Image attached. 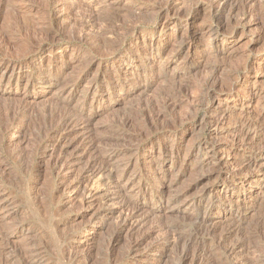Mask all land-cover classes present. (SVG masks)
Listing matches in <instances>:
<instances>
[{"label": "rangeland", "instance_id": "rangeland-1", "mask_svg": "<svg viewBox=\"0 0 264 264\" xmlns=\"http://www.w3.org/2000/svg\"><path fill=\"white\" fill-rule=\"evenodd\" d=\"M166 1L0 0V264H264V0L211 37L220 15L207 0L158 17ZM211 109L232 120L215 125ZM249 117L263 126L241 130ZM88 137L102 139L95 151L81 147ZM108 153L107 170L86 177ZM59 154L76 161L54 164ZM234 163L252 165L230 178ZM117 190L148 219L132 236Z\"/></svg>", "mask_w": 264, "mask_h": 264}, {"label": "bare ground", "instance_id": "bare-ground-1", "mask_svg": "<svg viewBox=\"0 0 264 264\" xmlns=\"http://www.w3.org/2000/svg\"><path fill=\"white\" fill-rule=\"evenodd\" d=\"M180 0H167L166 1V3L163 5V6H160L159 8H158V10H157V15H158V17H162L163 15L164 16H169V15H177V16H180V17H186L188 14V11H184V10H186V9H182L181 7V2H179ZM253 0H245L242 4L240 3V6L237 4V3H235V0H207V3H208V7L210 8V12H212V13H214V12H216V13H219V15H220V19H219V21L217 22V26H216V28H214V29H208V30H206V33L208 34V37H211L212 35H215V34H218V33H221V34H226V28L228 27V25L230 24V21H231V19H232V14H233V12H236L235 10H237L238 11V9H239V7H241V9H243L242 11H243V15H247V14H251L252 12H253ZM183 3V2H182ZM206 3V4H207ZM183 5V4H182ZM228 9V12H227V16H225L224 18H226V19H224V21L222 20V18H223V16H224V13H226L225 11ZM242 11H241V13H242ZM215 16V15H214ZM172 17V16H171ZM243 17V16H242ZM221 20V21H220ZM162 26V25H161ZM166 28V26L164 25V26H162L161 27V30H159V32H161V31H163L164 29ZM174 30V29H173ZM176 31H177V29H176ZM228 35H232L231 33L229 34V33H227ZM143 40V39H142ZM145 40V39H144ZM136 41V40H135ZM139 41H141V40H139ZM192 48V45L190 46V44L189 45H186V43L185 42H181V51H189L190 49ZM184 49V50H183ZM149 54V53H148ZM148 57V56H147ZM145 59H149V57L148 58H145ZM151 59V58H150ZM144 60V59H143ZM144 62V61H143ZM142 65V64H141ZM195 69L196 68H198V66H196L195 65V67H194ZM14 70V67H13V69H12V71ZM12 71H10V72H12ZM154 73V70L153 71H150L148 74H153ZM156 73V72H155ZM4 74V73H3ZM10 74V73H9ZM8 74V75H9ZM11 76V75H10ZM228 80H229V78H228ZM227 80V81H228ZM223 81V80H222ZM224 83L223 84H225V85H227L225 82H226V80L225 81H223ZM230 82V81H229ZM7 84V83H6ZM214 86V89H213V91H212V93L211 94H209L212 98H213V100H220L219 99V97H218V93H223L224 92V90H221V88L220 87H225L224 85H222V82H214V83H212V87ZM227 87H229V85L227 86ZM222 89H224V88H222ZM229 89V88H228ZM228 89H226V90H228ZM231 90V89H230ZM223 91V92H222ZM234 91V90H233ZM209 93V92H208ZM207 93V94H208ZM225 93H226V91H225ZM229 93V92H228ZM207 94H205V95H207ZM235 94V93H234ZM228 96V98L229 97H231V95L229 96V95H227L226 94V97ZM219 105L221 104L220 102L218 103ZM212 110V111H211ZM210 111H208L207 113V115L206 116H208L209 115V118H212L213 119V121H214V119H215V121L213 122L212 120H211V122H213V123H215V125H217V124H226L228 121H230V120H232V117H231V115H229L225 110H222V109H218V110H213V109H211ZM255 117V116H254ZM263 117V116H262ZM259 118V117H258ZM260 119H261V117H260ZM260 119H254V118H251V117H249L247 120H241V121H239V122H241L240 124H241V127H242V129L241 130H244V129H246V130H249L250 128H255V126H263V125H261V123H260ZM75 120H77L76 118H75ZM209 121V120H208ZM262 121H263V118H262ZM230 123V122H229ZM75 124H77L76 123V121H74V118H72V117H67V118H64V120L63 121H61V128L60 129H63V128H65L64 130H61V131H68V132H70L71 130H73V129H71V128H74V125ZM226 125H228V123L226 124ZM76 126V125H75ZM237 126V125H236ZM235 126V127H236ZM221 127V126H220ZM184 128V127H183ZM222 128V127H221ZM258 128V127H257ZM256 128V129H257ZM262 128V127H261ZM223 129V128H222ZM259 129V128H258ZM252 130H254V129H252ZM251 130V131H252ZM67 131H66V134H67ZM228 131V130H227ZM235 131H237V130H235ZM58 133V132H57ZM239 133V132H238ZM238 133H236L237 135H238ZM235 134V135H236ZM244 134H246V132L244 133ZM59 136H61V135H59ZM243 136V135H242ZM66 138H68V137H66ZM89 139L87 140V141H85V139H83L82 141H80L79 143L81 144V147L82 146H86V145H88V147H86L87 149H89V152H90V149H93L94 151H95V147H96V144L97 143H101V140L102 139H97V138H93L92 139V137H88ZM239 138V137H238ZM61 139H63V136L59 139L60 141H61ZM235 139H237V138H235ZM241 139V138H240ZM245 139V138H244ZM247 139V138H246ZM58 141V140H57ZM65 141V140H64ZM239 141V140H238ZM241 141H243V138H242V140ZM250 141V140H249ZM230 142V141H229ZM237 142V141H236ZM215 143V142H214ZM217 143V142H216ZM224 143V142H223ZM232 143V142H231ZM231 143H229V144H231ZM235 143V142H234ZM229 144H228V146H229ZM242 145H244V144H242ZM58 146V145H57ZM76 146H77V144H76ZM79 146V145H78ZM234 146V145H233ZM237 146V145H236ZM239 146V145H238ZM247 146V145H246ZM243 147V146H242ZM245 147V146H244ZM218 148H219V145L218 144H212L211 146H209V147H207V148H205V150H206V154L205 155H207V156H209V154H213V155H215V153H217L218 152ZM222 148V147H221ZM224 149V148H223ZM204 150V149H203ZM225 150H227V149H225ZM229 151V150H228ZM227 151V152H228ZM229 154V153H228ZM58 155V154H57ZM106 156L105 157H103V154H102V157H99L98 155H93V156H91L90 158H89V160L86 162V166L84 165V174L86 175V177L87 176H95V175H101L103 172H105L106 170H107V165H108V163H109V161L110 160H112V158H113V156H114V153H108V154H105ZM212 155V156H213ZM210 158V157H209ZM80 159V158H79ZM255 159V158H254ZM76 161V160H75ZM75 161H68V160H65L64 159V156L62 155V154H59V156H57V157H55L54 159H53V162H54V164H56V163H61V165L63 164H65V166L67 167L69 164H72V163H74ZM79 162V161H78ZM237 162V161H236ZM250 162V161H249ZM217 163V162H216ZM226 163V162H225ZM230 163V162H229ZM245 163V162H244ZM244 163H242V164H233L234 165V169H232V171H231V176H230V178L231 177H234V176H236L237 177V175H239V174H242V172L243 171H245V169H247V168H249L252 164L250 163V164H244ZM227 164V163H226ZM232 164V163H231ZM254 164V163H253ZM218 165V164H217ZM233 165H231V166H233ZM255 165V164H254ZM253 165V166H254ZM212 166H213V164H212ZM219 166V165H218ZM222 166V165H221ZM225 167H227V166H225ZM259 167H261V165L259 166ZM258 167V168H259ZM228 168V167H227ZM252 168V167H251ZM258 168H257V170H258ZM212 170V169H211ZM218 170V169H217ZM231 170V169H230ZM251 170V169H250ZM228 171V170H227ZM219 172V171H218ZM218 172H217V174H218ZM247 172V171H246ZM221 174V173H220ZM230 174V173H229ZM121 175V174H120ZM119 175V176H120ZM244 175V174H243ZM227 176V175H226ZM225 177V176H224ZM223 177V178H224ZM120 179V177L118 178V177H116L115 178V180L116 181H118ZM234 179V178H233ZM230 181V180H229ZM117 183V185H118V182H116ZM231 183V182H230ZM118 188V187H117ZM264 190V189H263ZM262 190V191H263ZM120 192L121 191H119V190H117V191H114V196H115V198L116 199H119V197H121L119 194H120ZM221 192V191H220ZM261 192V191H260ZM113 194H112V196H113ZM262 194V193H261ZM263 195V194H262ZM209 197V196H208ZM117 201V200H116ZM263 201V200H262ZM225 203V202H224ZM262 203V202H261ZM117 207H116V210H118V211H120V212H125V211H129L128 213H126L125 212V215H124V213L119 217L120 218V221H119V228H120V232L122 233V232H125V233H128L130 236H132V235H134V234H136V233H138V232H141V230H143V228L146 226V224L148 223V219H147V217L146 216H144V215H142L141 213V210H142V207L139 205V204H135V203H132V202H130L129 200H126V199H119L117 202H115L114 203ZM114 205V206H115ZM238 208V207H237ZM127 209V210H126ZM205 213V212H204ZM208 213V212H207ZM146 214V213H145ZM211 214V213H210ZM232 217V216H231ZM228 219V218H227ZM231 219V218H230ZM240 219V218H239ZM243 220V219H242ZM201 221H202V218H201ZM231 221V220H230ZM202 223V222H201ZM214 223V222H213ZM212 223V224H213ZM229 223V222H228ZM231 223V222H230ZM229 223V224H230ZM234 223V222H233ZM239 223V222H238ZM158 225V224H157ZM223 225V224H222ZM233 225V224H232ZM237 225V224H236ZM239 225V224H238ZM156 226V225H155ZM160 226H162V225H160ZM208 226V225H207ZM218 226H219V224H218ZM217 226V227H218ZM226 226V225H225ZM225 226H221V227H224L225 228ZM229 226V225H228ZM164 227V226H163ZM200 227H202V226H200ZM208 227H210V226H208ZM220 227V228H221ZM240 227V226H239ZM156 228V227H155ZM155 228H152L151 230H150V232L149 233H151L153 230H155ZM158 228H159V226H158ZM164 228H166V227H164ZM216 228V227H215ZM223 228V229H224ZM233 228H234V226H233ZM202 229H207V231H208V228H206V227H204V228H202ZM210 229V228H209ZM236 229V228H235ZM234 229V231H236ZM160 230H162V229H160ZM170 230V229H169ZM199 230V229H198ZM216 230V229H215ZM214 230V231H215ZM219 230V229H218ZM221 230V229H220ZM240 230V229H239ZM222 231V230H221ZM227 232H226V236L228 237V235H231L230 233H233V229L232 228H230V229H228V230H226ZM220 232V231H219ZM218 231H217V233H219ZM164 233V232H163ZM169 233V232H168ZM172 233V232H171ZM197 233H199V231L197 232ZM206 233V232H205ZM211 233H213V232H211ZM147 234V233H146ZM202 234V233H201ZM215 234H216V232H215ZM220 234V233H219ZM219 234H217V235H219ZM222 234V233H221ZM236 234V233H235ZM165 235V234H164ZM164 235H162V237L164 236ZM176 235V234H175ZM212 235V234H211ZM225 235V234H224ZM140 236H141V234H140ZM143 236V235H142ZM142 236H141V238H142ZM166 236V235H165ZM174 236V235H173ZM172 236V237H173ZM179 236V235H178ZM205 236V235H204ZM214 236V235H213ZM212 236V237H213ZM219 236H221V235H219ZM138 237V236H137ZM171 236H169L168 234H167V236L166 237H164V244H168L169 242H170V239L172 240L171 241V243L172 242H174L175 240H174V237L172 238ZM193 237V236H192ZM209 237H210V235H209ZM223 237V236H222ZM232 237H233V235H232ZM240 237V236H239ZM242 237V236H241ZM147 238V237H146ZM194 238V237H193ZM215 238H216V235H215ZM235 238V237H234ZM178 239H179V237H178ZM187 239V238H186ZM185 239V240H186ZM227 239V238H226ZM229 239L231 240V237L230 238H228V242H232V241H229ZM238 238H236V240H237ZM137 240V239H136ZM136 240H134V241H132V244H131V248H132V250L134 251V253H135V257H142V256H147V254L146 253H140V254H137L136 255V252L139 250V247H140V244L142 243V240L140 239V240H138V241H136ZM180 240H181V238H180ZM183 240V239H182ZM184 240V241H185ZM217 240V239H216ZM219 240V239H218ZM236 240L235 241H233V242H236ZM160 241V240H159ZM158 241V242H159ZM201 241V240H200ZM221 241V240H220ZM180 243H181V241H179ZM175 243V242H174ZM184 243V242H183ZM189 243H191V242H189ZM194 243V242H193ZM197 243V242H196ZM199 243V242H198ZM201 243V242H200ZM199 243V244H200ZM224 243V242H223ZM223 243H221V245H223ZM229 243V244H230ZM247 243H249V242H247ZM158 244V243H157ZM156 244V245H157ZM176 244V243H175ZM182 244V243H181ZM195 244V243H194ZM216 244V243H215ZM227 244V243H226ZM237 244V243H236ZM184 245V244H183ZM186 245V244H185ZM188 245V244H187ZM217 245V244H216ZM155 246V245H154ZM158 246H160V245H158ZM190 244H189V248H190ZM194 246H196V245H194ZM199 246V245H198ZM244 246V245H243ZM250 246V245H249ZM157 247V246H156ZM155 247V248H156ZM181 247V246H180ZM186 247V246H185ZM201 247V246H200ZM223 247L225 248V246L223 245ZM238 247V246H237ZM32 248V247H31ZM151 248V247H150ZM183 248V247H182ZM188 248V247H187ZM186 248V249H187ZM194 248V247H193ZM222 248V247H221ZM231 248V247H230ZM234 248V247H233ZM247 248V247H246ZM203 249V248H202ZM245 249V248H244ZM248 249V248H247ZM23 250V249H22ZM27 250V249H26ZM25 250V251H26ZM146 250V249H145ZM190 250V249H189ZM198 250V249H197ZM223 250V249H222ZM230 250V249H229ZM31 251H33V250H31ZM30 251V252H31ZM143 251V250H142ZM141 251V249H140V252H142ZM149 251V250H148ZM147 251V252H148ZM182 251V250H181ZM184 251V250H183ZM233 251V250H232ZM24 252V251H23ZM34 252V251H33ZM158 252V251H157ZM156 252V253H157ZM188 252V251H187ZM190 252H191V250H190ZM203 252H205V251H203ZM202 251H201V253H203ZM209 252V251H208ZM230 252H231V250H230ZM243 252H245V250L243 251ZM22 253V252H21ZM153 253V252H152ZM162 253V252H161ZM183 254H184V252H182ZM186 253V252H185ZM192 253V252H191ZM197 253V252H196ZM201 253H200V255H201ZM19 254H20V252H19ZM27 254V253H26ZM30 254H32V253H30ZM194 254V253H193ZM224 254V253H223ZM226 254H227V252H226ZM233 254V253H232ZM246 254H249L248 252L246 253ZM246 254L245 253H243V255H245L246 256ZM29 255V254H28ZM185 255V254H184ZM189 255H191V254H189ZM237 255V254H236ZM26 256V255H25ZM30 256V255H29ZM134 256V255H133ZM209 256V255H208ZM218 256V255H217ZM226 256V255H225ZM233 256V255H232ZM242 256V255H241ZM149 257V256H148ZM151 257V256H150ZM183 257V256H182ZM185 257H186V255H185ZM198 257V256H197ZM196 256H194V258H193V261H192V263L191 264H197V261H198V259L200 258H197ZM204 257H206V254H205V256ZM219 257V256H218ZM191 258H192V256H191ZM208 258V257H207ZM228 258V257H227ZM229 258H231V257H229ZM229 258L227 259V260H229ZM233 258V257H232ZM239 258V257H238ZM238 258H236L235 257V259H237V260H240V259H238ZM32 259V258H31ZM30 259V260H31ZM188 259H189V257H188ZM202 259H205V258H202ZM201 259V260H202ZM209 259V258H208ZM246 259H247V257H246ZM141 260V259H140ZM192 260V259H191ZM210 260V259H209ZM212 260V259H211ZM217 260V259H216ZM215 260V261H216ZM219 260V259H218ZM234 260V259H233ZM249 259H247L246 261H248ZM189 261V260H188ZM203 261V260H202ZM208 261V260H207ZM206 261V262H207ZM222 261V260H221ZM245 261V260H244ZM251 261V260H250ZM260 261V260H259ZM211 262V261H210ZM225 262V261H224ZM232 262V261H231ZM230 262V263H231ZM240 262V261H239ZM242 262V261H241ZM185 263V262H184ZM187 263H189V262H187ZM189 263V264H190ZM201 263V262H200ZM204 263V262H203ZM235 263V262H234ZM244 263V262H243ZM248 263H251V262H248ZM262 263V262H261ZM260 263V264H261ZM24 264H30V263H27V262H25ZM182 264V263H181ZM208 264V263H207ZM217 264V263H216ZM238 264V263H237ZM240 264V263H239ZM258 264V263H257Z\"/></svg>", "mask_w": 264, "mask_h": 264}]
</instances>
